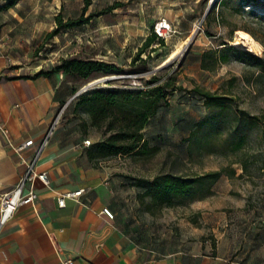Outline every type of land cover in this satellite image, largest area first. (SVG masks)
<instances>
[{
    "label": "rangeland",
    "instance_id": "374dc122",
    "mask_svg": "<svg viewBox=\"0 0 264 264\" xmlns=\"http://www.w3.org/2000/svg\"><path fill=\"white\" fill-rule=\"evenodd\" d=\"M209 1L16 0V13L22 20L10 36L16 44L15 57L21 63L47 68L62 57H78L120 67L111 73L95 72L89 79L63 74L75 91L61 113L60 123L96 137H102L101 131L90 125L84 111L74 109L75 92L97 80L89 88L142 89L153 73L174 75L176 89L168 93L169 109H159L142 130L147 141L142 150L109 161L116 169L113 173H121L125 182L118 184L114 194L126 198L117 204V210L129 222L130 230L144 241L159 243L175 236L198 241L205 237L232 260L264 264V71L249 58L232 53L212 70L202 69L199 60L205 51L236 47L232 42L239 30L260 45L257 52L240 49L264 57V0H213L208 8ZM85 5L84 16L118 6L86 24L57 27L56 15L63 24L79 16ZM160 18L169 21V32L165 38L154 37L140 52L144 62L130 64L143 40L151 35L150 24ZM178 45L183 50L161 64ZM194 85L227 96L226 108H207L192 92ZM240 109L257 116L260 122L243 128L245 142L233 151L228 146L231 118ZM213 171H220L217 178L203 177L187 194L173 196L162 204L153 203L138 184L139 179L164 173L187 177Z\"/></svg>",
    "mask_w": 264,
    "mask_h": 264
},
{
    "label": "crops",
    "instance_id": "0c3cea01",
    "mask_svg": "<svg viewBox=\"0 0 264 264\" xmlns=\"http://www.w3.org/2000/svg\"><path fill=\"white\" fill-rule=\"evenodd\" d=\"M16 4L0 9V125L7 130L0 131V196L18 182L25 170L22 160L33 157L73 89L61 72L33 77L51 66L15 57L10 35L22 20ZM28 139L33 144L16 153L13 147ZM84 139L93 143L101 137L70 130L59 119L36 163L48 183L35 179L36 201L19 207L0 230V264H63L66 259L69 264H241L205 237L188 241L175 236L154 243L131 231L117 210L126 198L114 195L118 184L125 183L123 176L113 173L111 158L89 159ZM80 189L79 196L58 206L57 197ZM103 207L112 218L102 213Z\"/></svg>",
    "mask_w": 264,
    "mask_h": 264
},
{
    "label": "trees",
    "instance_id": "16d2710c",
    "mask_svg": "<svg viewBox=\"0 0 264 264\" xmlns=\"http://www.w3.org/2000/svg\"><path fill=\"white\" fill-rule=\"evenodd\" d=\"M0 9L8 8L16 4V0H3ZM86 4H89L86 2ZM118 5H110L97 12H90L84 16L87 5L83 6L79 16L68 19L61 23L60 17L56 15L57 27H74L88 23L94 16L112 12ZM56 29L46 35V38L54 34ZM156 37L148 35L142 42L139 49L131 57L130 64L144 59L139 57L140 52L146 48ZM228 53L236 56H244L252 60L264 71V57H258L238 47L222 46L218 50H208L200 55V67L205 70H212L214 64L226 62ZM208 59V61H207ZM120 70L114 63L97 60L93 58L62 57L58 63L52 65L49 70H38L33 77L48 75L50 72H62L73 79H89L95 72L103 71L111 73ZM175 76L166 75L161 77L153 73L142 89L131 87H93L85 90L76 96L73 103L74 109H81L90 119V125L100 130V140L90 143L87 146V156L91 160H104L120 155L132 156L138 154L146 144L142 130L149 125L150 120L158 113L159 109H169L168 93L175 90ZM75 91L73 87L72 93ZM192 92L201 97L207 108L222 110L226 108L228 97L217 95L213 92L194 85ZM204 122L199 121L201 124ZM229 148L233 151L242 148L245 137L243 128L247 124L258 123L257 116L249 115L244 110H239L231 118ZM264 127V120H262ZM233 172V171H231ZM220 171H213L206 175L181 176L173 173L155 175L151 179H139L138 184L143 188L144 194L148 195L153 203L169 202L173 196L187 194L194 182L203 177L215 179Z\"/></svg>",
    "mask_w": 264,
    "mask_h": 264
},
{
    "label": "built area",
    "instance_id": "2783aa9c",
    "mask_svg": "<svg viewBox=\"0 0 264 264\" xmlns=\"http://www.w3.org/2000/svg\"><path fill=\"white\" fill-rule=\"evenodd\" d=\"M169 30H170L169 21L165 18H160L157 19L151 25L150 33L154 34L158 38H165V35L167 32H169ZM106 78L107 79L113 78V76ZM66 104L67 103H65L57 111L56 115L52 119L50 126L47 129L45 135L36 146L33 157L27 161L22 160L25 164V170L24 173L19 178L18 182L15 184V186L12 189L3 193L0 196V230L13 216V214L17 211L19 207L24 205H32L36 201L37 193L33 184L35 179H39L44 184L48 183V178L46 173L44 171L36 170V163L42 153V150L47 144L50 134L52 133L54 127L57 125L61 113L63 109L66 107ZM0 131L4 134L7 133L6 128L1 125H0ZM90 143L91 142L89 139L83 140L84 146H88ZM32 144L33 141L31 139H28L23 143L13 147V149L16 153H19L23 148L30 146ZM82 191L83 190L80 189L77 191L66 192L61 196L57 197L58 206L62 207L64 205L65 198H76L81 194ZM102 213H104L109 218L113 217V213L107 207L102 208ZM69 263H70V259H66L63 261V264H69Z\"/></svg>",
    "mask_w": 264,
    "mask_h": 264
},
{
    "label": "bare ground",
    "instance_id": "6f19581e",
    "mask_svg": "<svg viewBox=\"0 0 264 264\" xmlns=\"http://www.w3.org/2000/svg\"><path fill=\"white\" fill-rule=\"evenodd\" d=\"M232 43L238 48L247 49L252 52H257L258 50H260V45L255 41V39H253L247 32L241 30L237 32V35L234 37ZM181 45H178L174 50H172V52L161 64H164L173 56L179 54L183 50Z\"/></svg>",
    "mask_w": 264,
    "mask_h": 264
},
{
    "label": "water",
    "instance_id": "95a60500",
    "mask_svg": "<svg viewBox=\"0 0 264 264\" xmlns=\"http://www.w3.org/2000/svg\"><path fill=\"white\" fill-rule=\"evenodd\" d=\"M212 2H213V0H210V1H209L208 8H209L210 5L212 4ZM208 8H207V9H208ZM97 81H98V80H97ZM97 81H93V82L88 83L87 85L83 86L79 91L75 92V93L73 94V96L79 95L80 93L84 92V91L87 90L92 84H94V83L97 82ZM67 102H68V101H67ZM67 102H66V103H67Z\"/></svg>",
    "mask_w": 264,
    "mask_h": 264
}]
</instances>
